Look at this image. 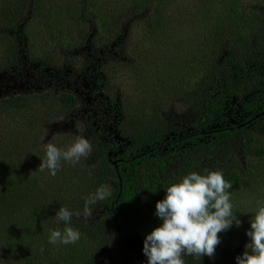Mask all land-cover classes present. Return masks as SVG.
I'll return each mask as SVG.
<instances>
[{
  "label": "trees",
  "instance_id": "16d2710c",
  "mask_svg": "<svg viewBox=\"0 0 264 264\" xmlns=\"http://www.w3.org/2000/svg\"><path fill=\"white\" fill-rule=\"evenodd\" d=\"M87 1L0 0V75L25 61L53 69V79L64 85L65 74L68 86L91 81L95 96L117 118L108 135L105 129L81 131L93 151L59 181L51 176L58 182L53 185L47 171H38L45 150L33 130L62 114L75 121L78 91L0 98L2 122L27 114L36 126L24 141L26 156L12 157L0 171V264H141L124 243L133 238L143 243L159 226L154 213L166 194L162 187L204 168L222 170L232 182L234 211L243 224L219 234L214 258L205 256L201 264H236L256 201L264 199V0L244 6L242 0H212L195 14L197 24L187 28L190 35L174 54L167 52L161 0L123 2L93 39L83 29ZM56 6L58 13L47 23ZM99 11H90L93 22L103 15ZM35 17L44 19L51 37L44 50L30 55L28 26ZM134 32L142 45L136 58L125 53ZM85 51L110 59L103 56V64L91 65L92 54L85 65L78 59ZM122 81L127 85L117 86ZM30 167L33 171L19 175ZM101 184L112 186L111 197L93 206L91 222L73 219L80 241L50 245V230L63 227L55 211L82 210L83 197ZM54 247L62 248L61 256H53Z\"/></svg>",
  "mask_w": 264,
  "mask_h": 264
},
{
  "label": "clouds",
  "instance_id": "9594fccd",
  "mask_svg": "<svg viewBox=\"0 0 264 264\" xmlns=\"http://www.w3.org/2000/svg\"><path fill=\"white\" fill-rule=\"evenodd\" d=\"M44 150L38 171H47L55 177L61 170L62 161L76 166L82 157L93 151V144L88 138L78 136L66 149L49 142L44 144ZM162 188L166 194L156 203L154 213L160 224L146 234L143 241L142 251L147 264H188V257L201 264L205 256L214 258L217 246L222 242L219 234L243 224L234 211L233 184L225 179L222 170H193L178 182ZM112 191L111 185L101 184L83 197L82 210L68 207L56 210L54 219L63 227L50 230L48 243L68 246L80 241L82 233L72 226L73 219L91 222L93 206L109 199ZM256 205L248 221L250 228L245 233L249 242L244 252L235 257L236 264H264V199H258Z\"/></svg>",
  "mask_w": 264,
  "mask_h": 264
},
{
  "label": "rangeland",
  "instance_id": "374dc122",
  "mask_svg": "<svg viewBox=\"0 0 264 264\" xmlns=\"http://www.w3.org/2000/svg\"><path fill=\"white\" fill-rule=\"evenodd\" d=\"M65 2L71 0H64ZM131 0H88V3H85L86 7L88 6L89 14L88 20L84 25V33H89L91 39L93 37L100 38L99 27L102 28L103 22L106 20H111L112 11H114L117 6L124 3H128ZM157 1V0H156ZM162 7L166 8L163 16H161V22L166 30L167 38L165 39L167 48H170L168 53L174 54L177 53V48L181 45V41L187 37L188 29L194 27L197 24V18L195 14L199 15L202 13L204 7H208V4L212 0H161ZM249 0H242V5L250 4ZM90 6L92 9H90ZM60 8L57 6L52 9L50 14V20L47 23H51L58 13ZM100 10L99 12L103 13L99 21L93 22L90 18V11ZM92 15V14H91ZM100 17V16H99ZM157 17V16H156ZM154 19V18H153ZM98 20V19H96ZM44 19L35 17L32 24L28 26V47L29 54H37L41 49H45L47 42L49 41L47 37H51L48 34L47 30L43 26ZM142 22L138 24H142ZM46 38V39H44ZM142 50V45L138 42L137 35L135 32L131 36L130 47L125 51L126 56L130 55L133 58H136L133 53L139 52ZM21 52H24V49H20ZM94 54V62L89 61V57ZM23 55V54H22ZM104 55H95V52L85 51L79 56V60L84 61L85 65L88 64V61L92 65L94 64H103L102 57ZM110 59L108 55H105L104 58ZM92 58V57H91ZM92 58V59H93ZM184 59V56L182 57ZM23 61V60H22ZM21 61V63H22ZM170 61H167V65ZM92 67V66H91ZM55 71L53 69H44L43 67L35 64L29 65L27 62L23 61V64L18 68H13L6 72L5 74L0 75V98L7 97L9 95H18V94H27L40 92L39 90H48L50 92H59V93H69L68 87L74 91H78V103L77 107L78 113L76 120L67 118L64 114L56 116L54 121H51L49 124L46 122H41L39 129L35 128L33 130L34 124L32 121H29L27 114H22L19 117L14 119V123H9V120H5L7 124L0 120V171L3 170L7 164V160H10L12 157L22 158L26 156L25 154V139L29 136L31 131H34L35 136H39L40 139L37 143L47 144L49 142L55 144L59 148H67L69 145L75 142L78 136H82L81 131L83 129L86 132L94 131L97 133V130L103 133V129L107 130L105 135L109 134L112 126L116 123L117 118L114 117V114H110L104 107L103 101L99 100L95 96V88L91 81H80L78 83H72L68 86L66 81V76L64 77L63 82L60 80L53 79ZM127 85V82H118L117 86ZM130 86V85H129ZM119 88V87H118ZM70 94V93H69ZM9 123V124H8ZM113 124V125H112ZM261 137V136H260ZM264 139V136H262ZM108 140V139H107ZM106 141V140H105ZM63 142L65 145H63ZM29 145V144H28ZM42 146V147H43ZM41 149V146H39ZM118 153H121L119 151ZM86 157L81 158V162L85 160ZM70 163L66 161L61 162V170L56 175V180L64 178L68 174ZM32 170V167L28 169H20L19 175H27ZM48 173V172H47ZM59 173L63 175L59 176ZM47 182L50 180V184H57L52 181L51 175L47 174ZM3 177V174L1 175ZM20 181V179L18 180ZM237 192L235 189H232V197H235ZM53 197L50 198V204L53 206ZM248 216V215H247ZM246 216V217H247ZM249 242L248 237L244 234L240 240V244L245 246ZM124 246H127V243H124ZM48 248L50 246L48 245ZM64 251L62 248H52L51 253L54 254L56 258L61 256ZM55 258V259H56ZM49 260L52 261V256H49Z\"/></svg>",
  "mask_w": 264,
  "mask_h": 264
},
{
  "label": "water",
  "instance_id": "95a60500",
  "mask_svg": "<svg viewBox=\"0 0 264 264\" xmlns=\"http://www.w3.org/2000/svg\"><path fill=\"white\" fill-rule=\"evenodd\" d=\"M264 115V113H263ZM130 252L140 261L141 264H147V257L143 254V243L138 238L127 241Z\"/></svg>",
  "mask_w": 264,
  "mask_h": 264
},
{
  "label": "flooded vegetation",
  "instance_id": "af4514ba",
  "mask_svg": "<svg viewBox=\"0 0 264 264\" xmlns=\"http://www.w3.org/2000/svg\"><path fill=\"white\" fill-rule=\"evenodd\" d=\"M64 76H66V74H65ZM63 79H64V78H63Z\"/></svg>",
  "mask_w": 264,
  "mask_h": 264
}]
</instances>
